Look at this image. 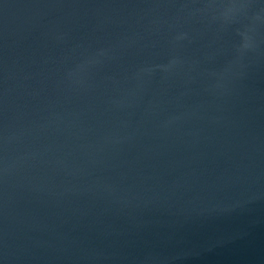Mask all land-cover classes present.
I'll return each instance as SVG.
<instances>
[{"label":"water","instance_id":"obj_1","mask_svg":"<svg viewBox=\"0 0 264 264\" xmlns=\"http://www.w3.org/2000/svg\"><path fill=\"white\" fill-rule=\"evenodd\" d=\"M0 264H264V0H0Z\"/></svg>","mask_w":264,"mask_h":264}]
</instances>
